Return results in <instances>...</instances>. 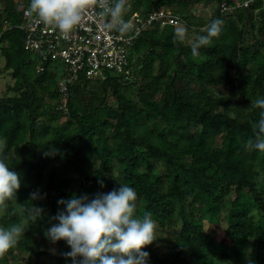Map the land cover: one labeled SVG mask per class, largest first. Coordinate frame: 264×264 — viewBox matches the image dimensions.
I'll return each mask as SVG.
<instances>
[{
  "label": "trees",
  "instance_id": "1",
  "mask_svg": "<svg viewBox=\"0 0 264 264\" xmlns=\"http://www.w3.org/2000/svg\"><path fill=\"white\" fill-rule=\"evenodd\" d=\"M2 1L1 70L13 82L0 94V142L21 187L16 214L10 204L0 226L27 221L21 213L32 204L44 212L27 221L0 264H35L44 255L53 262L43 264H72L66 242L52 247L45 235L63 210L58 201H91L121 184L136 190L138 211H151L157 224L156 240L143 249L147 264H264V154L248 147L260 111L250 105L264 98V0L247 7L241 0H127L130 13L144 17L171 11L187 39L191 31L206 35L215 19L222 31L193 56L195 38L174 42L177 25L145 26L134 39L129 74H81L68 84L65 104L58 81L68 68L58 76L62 62L40 63L25 47L19 25L30 1ZM212 3L208 21L192 12ZM34 192L39 198L31 200ZM178 225L173 237L159 235ZM163 240L168 249L161 252Z\"/></svg>",
  "mask_w": 264,
  "mask_h": 264
},
{
  "label": "clouds",
  "instance_id": "2",
  "mask_svg": "<svg viewBox=\"0 0 264 264\" xmlns=\"http://www.w3.org/2000/svg\"><path fill=\"white\" fill-rule=\"evenodd\" d=\"M96 11L98 17L106 18L102 27L126 34L131 25L125 21L128 11L127 0H30L26 15L37 23L58 30L59 35L69 39L81 24L84 14ZM223 21L215 19L205 26L206 35H198L191 44L192 55L207 47L213 38L220 35ZM187 39V28L175 30L174 42ZM251 108L259 109V119L253 124L255 141L249 140L248 147L264 154V98L251 102ZM4 143L0 142V212L17 204V192L21 187V176L10 169L4 155ZM31 200L39 193H31ZM63 210L53 217L58 223L50 227L45 235L55 244L65 241L71 251L64 253L72 264H147L149 253L143 251L156 240L157 224L151 211L142 208L133 187L121 184L118 190L96 196L88 201L86 196L73 195L58 201ZM42 208L31 205L22 211L27 221L34 224L43 215ZM27 221L0 226V258L13 249L27 230ZM249 264L251 262L249 261Z\"/></svg>",
  "mask_w": 264,
  "mask_h": 264
},
{
  "label": "built area",
  "instance_id": "3",
  "mask_svg": "<svg viewBox=\"0 0 264 264\" xmlns=\"http://www.w3.org/2000/svg\"><path fill=\"white\" fill-rule=\"evenodd\" d=\"M252 2L254 0H241L238 5L247 7ZM28 7L24 9L23 22L19 25L26 33L25 47L39 55L40 63L53 60L62 62L68 68L69 77L58 81L64 104L67 102L68 84L79 79L81 74L87 78L102 76L104 69L129 74V54L135 37L143 27L156 21H160L162 26L177 25L181 21L171 11L162 8L149 12L146 17L140 10L130 13L128 9L124 19L131 25V30L120 34L115 30H105L102 25L106 18L98 17L96 11H88L72 36L64 39L58 30L37 23L33 17L27 16L25 13ZM228 8L224 6V9ZM38 69H43L41 64Z\"/></svg>",
  "mask_w": 264,
  "mask_h": 264
},
{
  "label": "rangeland",
  "instance_id": "4",
  "mask_svg": "<svg viewBox=\"0 0 264 264\" xmlns=\"http://www.w3.org/2000/svg\"><path fill=\"white\" fill-rule=\"evenodd\" d=\"M27 1V0H26ZM30 1V0H29ZM28 1V2H29ZM217 4L216 3H212V4H209V5H202V4H198L196 5L193 9H192V12L194 13V15L198 18V19H203V20H206L208 21L213 13H214V10L216 8ZM4 8V3L2 0H0V11H2V9ZM181 26V24H177V27ZM188 32V31H187ZM189 39H187V41H192L195 37H196V33L191 31L189 32V35H188ZM35 59H38L37 56L34 54L32 55ZM4 64H5V59L0 56V94H4L5 92V89L7 87V84L9 83H12L13 82V78L12 76L10 75L9 72L7 71H2L1 69L4 67ZM66 69L65 65L62 64V63H58L57 64V74L58 76L62 75L64 73V70ZM109 99L113 102V98H112V95L110 94L109 95ZM179 231V225L178 226H175L173 227L172 229L170 230H161L159 231V235L162 236L164 239L166 238H171L173 237L175 234H177ZM159 246H161V252L162 251H166L168 248H167V245L165 244V240H163L162 242H160ZM52 247H55V244L52 245ZM36 261V260H35ZM47 262L50 261V262H53L52 258L49 257L48 255H44L43 257H41L39 260H38V263L36 262L35 264H43L44 262Z\"/></svg>",
  "mask_w": 264,
  "mask_h": 264
}]
</instances>
